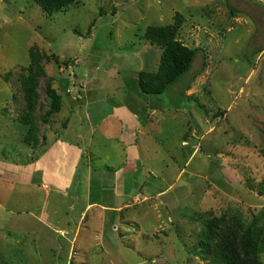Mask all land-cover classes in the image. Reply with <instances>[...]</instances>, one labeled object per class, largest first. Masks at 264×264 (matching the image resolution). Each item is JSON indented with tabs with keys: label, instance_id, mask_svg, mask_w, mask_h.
Here are the masks:
<instances>
[{
	"label": "rangeland",
	"instance_id": "1",
	"mask_svg": "<svg viewBox=\"0 0 264 264\" xmlns=\"http://www.w3.org/2000/svg\"><path fill=\"white\" fill-rule=\"evenodd\" d=\"M177 14V39L200 53L184 80L145 96L139 73L157 72L163 53L145 31ZM34 53L46 76L30 114L38 142L29 146L20 119ZM49 78L62 108L47 117ZM68 79L82 104L93 82L89 96L135 113L128 163L142 162L137 189V169L123 172L122 150L101 135L73 185L51 194L38 181L33 165L46 147L85 133L74 116L68 127L79 106ZM263 148L264 0H80L52 15L33 0H0V264H202L195 249L205 219L235 216L263 241L264 264Z\"/></svg>",
	"mask_w": 264,
	"mask_h": 264
},
{
	"label": "trees",
	"instance_id": "2",
	"mask_svg": "<svg viewBox=\"0 0 264 264\" xmlns=\"http://www.w3.org/2000/svg\"><path fill=\"white\" fill-rule=\"evenodd\" d=\"M41 10L52 15L64 11L80 0H33ZM184 18L177 14L174 24L168 26H151L145 31L144 38L153 45L163 48L161 63L155 73L142 71L139 73L138 86L145 96L160 98L175 85L185 79L200 53V49H190L177 39V35ZM28 75L23 80V90L27 101L28 113L20 122L28 127L23 139L24 143L33 146L38 142V129L33 124L31 113L36 109L37 88L39 79L46 76L44 68L37 53L31 58ZM190 88V83L182 89V97ZM49 102L47 117L60 112L62 96L53 87V80L48 79L45 89ZM47 122V119H44ZM264 156V148L261 151ZM86 156L83 155V158ZM138 188V187H137ZM136 188V189H137ZM264 191V181L259 187ZM205 231L197 250L202 264H262L259 251L263 250V241H258V236L252 226H245L237 216L226 220L205 219Z\"/></svg>",
	"mask_w": 264,
	"mask_h": 264
},
{
	"label": "crops",
	"instance_id": "3",
	"mask_svg": "<svg viewBox=\"0 0 264 264\" xmlns=\"http://www.w3.org/2000/svg\"><path fill=\"white\" fill-rule=\"evenodd\" d=\"M76 74V78H79L80 80L85 78V76L79 75L78 73ZM90 84L93 88V82L89 84L85 82L84 90L86 92V96L84 104L81 103V97L78 95L79 91L76 90L75 85H72L71 81L67 83V87L72 90L68 88L69 90L66 91L67 95L71 99L70 101L78 102L79 105L77 108H72V114L68 120V127L71 123V116L76 117L78 119L79 126L85 130L82 137L84 139V144H82V138H79L80 140L71 141L60 137L58 141L55 140L52 142V144L48 145L40 154V159L36 161V167L33 165V169L38 168L42 171V177H40L38 181L41 183H43V181L47 183V185H42L48 191L50 190L51 194L55 191L57 193L59 190L66 188V184H68L69 187L73 185L72 181L75 180L78 175L83 155L86 152L89 153L90 147L101 145V142L97 143L98 141L96 140V137L99 135L104 138L105 142L112 141L113 148H120L119 152L122 150L121 154L122 157H124V161L122 163V165H124L123 172L130 171L134 173L137 169V167H133L135 158H131L132 163H128V155L131 152L130 148L134 149L137 146L135 141L137 139V126L139 123L135 113L132 115L124 109V106L127 105L124 104L125 102L117 104V102L111 103L109 102L110 100H106L104 98H92L89 96L91 88L89 89L88 86L91 87ZM58 93L60 94L59 91ZM68 93L71 94L69 95ZM87 96L89 99L86 98ZM94 106L95 109L93 108ZM105 109L106 112L100 115L96 114L97 111H103ZM68 127L64 130H67ZM95 152H97L96 149ZM95 156L99 157L96 153L94 156L91 155L92 158ZM106 169L108 171L114 170L113 167L110 168L107 166ZM51 186L55 189L52 190Z\"/></svg>",
	"mask_w": 264,
	"mask_h": 264
},
{
	"label": "water",
	"instance_id": "4",
	"mask_svg": "<svg viewBox=\"0 0 264 264\" xmlns=\"http://www.w3.org/2000/svg\"><path fill=\"white\" fill-rule=\"evenodd\" d=\"M141 172H142V162L139 161L138 162V169H137V171H136V173L134 174V177H133L134 188L138 187V177H139Z\"/></svg>",
	"mask_w": 264,
	"mask_h": 264
}]
</instances>
